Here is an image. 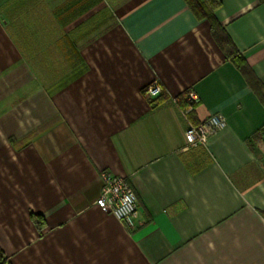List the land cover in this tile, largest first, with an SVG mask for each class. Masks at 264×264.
Here are the masks:
<instances>
[{"label":"crops","instance_id":"0c3cea01","mask_svg":"<svg viewBox=\"0 0 264 264\" xmlns=\"http://www.w3.org/2000/svg\"><path fill=\"white\" fill-rule=\"evenodd\" d=\"M219 1L243 70L183 0H0L10 264H264V167L250 147L264 128V0ZM189 88L190 115L176 101ZM212 113L225 127L188 145L186 127ZM102 170L128 180L132 226L95 204Z\"/></svg>","mask_w":264,"mask_h":264},{"label":"built area","instance_id":"2783aa9c","mask_svg":"<svg viewBox=\"0 0 264 264\" xmlns=\"http://www.w3.org/2000/svg\"><path fill=\"white\" fill-rule=\"evenodd\" d=\"M162 86L158 79L148 83L143 92L148 97H154L160 94ZM186 101L188 107L184 114L193 111L198 104L199 99L192 89L186 90ZM226 120L220 113H212L197 124H189L185 131V141L190 146L204 144L207 138L218 130L225 127ZM101 182L100 194L95 204L104 212L112 214L117 220L132 226L136 216V197L128 182L123 176H118L109 171L102 170L99 173Z\"/></svg>","mask_w":264,"mask_h":264},{"label":"trees","instance_id":"16d2710c","mask_svg":"<svg viewBox=\"0 0 264 264\" xmlns=\"http://www.w3.org/2000/svg\"><path fill=\"white\" fill-rule=\"evenodd\" d=\"M187 8L191 11L197 20H206L210 24V31L217 45L220 47L224 55L229 58L237 67L244 69L247 67L243 56L239 55L234 45L229 40L226 33L219 26L215 18V12L220 7L219 0H183ZM161 93V92H160ZM177 103L185 110L188 107L186 95L181 94L176 98ZM192 114V111L188 115ZM250 147L258 155L259 161L264 167V128L258 130L250 139ZM261 154V157H260ZM32 219L36 228L41 230L44 226V220L40 215H32ZM0 264H10L7 258L0 250Z\"/></svg>","mask_w":264,"mask_h":264},{"label":"rangeland","instance_id":"374dc122","mask_svg":"<svg viewBox=\"0 0 264 264\" xmlns=\"http://www.w3.org/2000/svg\"><path fill=\"white\" fill-rule=\"evenodd\" d=\"M187 102V101H186ZM260 157H261V154H260ZM262 158H264V157H262Z\"/></svg>","mask_w":264,"mask_h":264}]
</instances>
